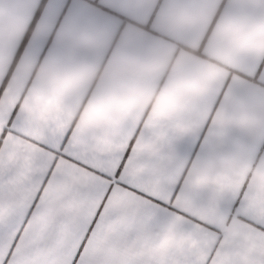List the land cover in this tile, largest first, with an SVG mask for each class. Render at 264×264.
Segmentation results:
<instances>
[{"label": "snow or ice", "instance_id": "1", "mask_svg": "<svg viewBox=\"0 0 264 264\" xmlns=\"http://www.w3.org/2000/svg\"><path fill=\"white\" fill-rule=\"evenodd\" d=\"M0 264H264V0H0Z\"/></svg>", "mask_w": 264, "mask_h": 264}]
</instances>
